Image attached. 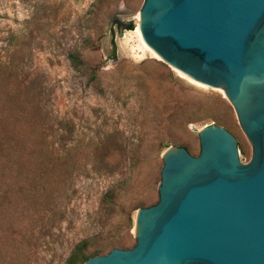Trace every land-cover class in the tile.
Wrapping results in <instances>:
<instances>
[{"label": "rangeland", "instance_id": "1", "mask_svg": "<svg viewBox=\"0 0 264 264\" xmlns=\"http://www.w3.org/2000/svg\"><path fill=\"white\" fill-rule=\"evenodd\" d=\"M141 2L0 0V264H67L82 242L89 258L133 247L136 211L157 202L159 155L197 156L204 127L228 131L250 162L223 91L143 47Z\"/></svg>", "mask_w": 264, "mask_h": 264}, {"label": "water", "instance_id": "2", "mask_svg": "<svg viewBox=\"0 0 264 264\" xmlns=\"http://www.w3.org/2000/svg\"><path fill=\"white\" fill-rule=\"evenodd\" d=\"M144 43L201 85L223 91L252 148L210 125L200 151L160 154L157 202L136 211L134 245L83 264H264V0H142Z\"/></svg>", "mask_w": 264, "mask_h": 264}, {"label": "trees", "instance_id": "3", "mask_svg": "<svg viewBox=\"0 0 264 264\" xmlns=\"http://www.w3.org/2000/svg\"><path fill=\"white\" fill-rule=\"evenodd\" d=\"M132 29V25H129L128 30ZM113 44V43H112ZM115 52V46L113 45V53ZM68 60L74 67L82 66L83 64L78 60V58L74 55H69ZM4 141L0 138V152H4L6 149L4 147ZM6 152V151H5ZM7 153V152H6ZM115 193L113 190L107 191L103 197V202L106 204H113L114 203ZM118 248H123L122 246H116ZM86 248V243L82 242L76 245L67 261V264H73L74 262H82L84 263L89 257L84 255V250Z\"/></svg>", "mask_w": 264, "mask_h": 264}, {"label": "bare ground", "instance_id": "4", "mask_svg": "<svg viewBox=\"0 0 264 264\" xmlns=\"http://www.w3.org/2000/svg\"><path fill=\"white\" fill-rule=\"evenodd\" d=\"M136 28H135V32L138 34V37H139V39H140V41H141V43H142V45H143V47L152 55V56H154L155 58H157V59H160L145 43H144V41L142 40V37H141V35H140V32H139V21H138V18H137V21H136ZM180 73V72H179ZM182 74V73H181ZM183 75V74H182ZM185 76V75H184ZM185 77H187V76H185ZM189 78V77H188ZM190 79V78H189ZM192 80V79H191ZM193 81V80H192Z\"/></svg>", "mask_w": 264, "mask_h": 264}]
</instances>
